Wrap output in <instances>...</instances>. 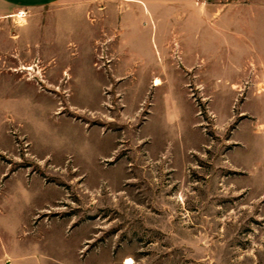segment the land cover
<instances>
[{
	"label": "rangeland",
	"instance_id": "1",
	"mask_svg": "<svg viewBox=\"0 0 264 264\" xmlns=\"http://www.w3.org/2000/svg\"><path fill=\"white\" fill-rule=\"evenodd\" d=\"M241 1L179 47L146 18L115 46L102 6L7 23L39 45L0 79V264H264V0Z\"/></svg>",
	"mask_w": 264,
	"mask_h": 264
},
{
	"label": "crops",
	"instance_id": "2",
	"mask_svg": "<svg viewBox=\"0 0 264 264\" xmlns=\"http://www.w3.org/2000/svg\"><path fill=\"white\" fill-rule=\"evenodd\" d=\"M204 1L207 5L203 4ZM230 5L234 6L231 9L235 12L238 11L236 6L244 4L241 0H0V79L8 74L10 76L14 75V80L17 83L23 82L21 76L22 47L24 46L26 49L29 45V54L35 57L37 54V46L39 45L37 38H30L27 43L25 38L20 36L7 37L3 33L7 23L15 19L19 13H32L40 9L63 6L73 9V11H76L78 14L82 13L86 17V13L90 11L89 9L102 6L109 14L110 37L112 39L115 35V41L112 42L115 46L124 47L136 44L126 38V31L140 24L143 19L146 18V23L151 22L155 24L154 27L163 30L162 45L164 47H179L182 43L179 41L182 40V37H186L187 35L186 27H196L197 23H205L206 19V22L208 23L209 21V25L214 27V22L229 11ZM90 25L91 29L94 26L96 27L95 24L93 25L90 23ZM228 25L234 26L233 24ZM50 29L53 30V27L46 28L45 41H47V43L50 41L48 44L54 45V37L52 34L50 37L48 33ZM229 36L236 37L239 35H235V32H231ZM40 45L42 46L43 43L40 42ZM43 47L44 45L41 49L44 51ZM124 52L121 60L132 62L130 56H126L128 52ZM48 56V51H45V60L52 62L54 56L52 54L50 57ZM194 65L195 61L189 64L190 67ZM251 72V69H249L243 78L251 74ZM254 75L256 76V73ZM156 78L159 77L156 76L155 79ZM27 82L31 83V81ZM240 84L241 79L231 86L233 90H235ZM7 119L8 121L13 120L11 117ZM5 121L7 120H4L3 123H5ZM9 122L10 124H14L12 121ZM7 136L10 141L9 145L5 146L4 144L0 146L4 151L5 149H11L13 146L12 138L8 134ZM0 173L4 176L7 175L4 167H0Z\"/></svg>",
	"mask_w": 264,
	"mask_h": 264
},
{
	"label": "bare ground",
	"instance_id": "3",
	"mask_svg": "<svg viewBox=\"0 0 264 264\" xmlns=\"http://www.w3.org/2000/svg\"><path fill=\"white\" fill-rule=\"evenodd\" d=\"M24 70L25 71H32L33 69H32V67H27V68H24ZM133 262H134L133 259H129L127 264H133Z\"/></svg>",
	"mask_w": 264,
	"mask_h": 264
}]
</instances>
